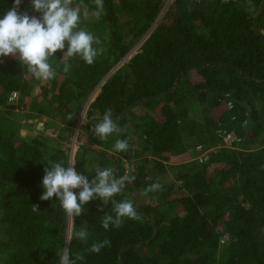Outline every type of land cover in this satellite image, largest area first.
I'll use <instances>...</instances> for the list:
<instances>
[{
	"label": "trees",
	"instance_id": "16d2710c",
	"mask_svg": "<svg viewBox=\"0 0 264 264\" xmlns=\"http://www.w3.org/2000/svg\"><path fill=\"white\" fill-rule=\"evenodd\" d=\"M166 1L103 0L97 16L93 0H83L90 14L80 27L100 38L104 53L93 65L70 59L65 73L58 51L50 58L54 79L38 81L18 58H2L0 264H59L69 219L72 236L81 227L89 233L68 244L73 257L84 256L78 264H264V0H172L162 13ZM13 4L0 0V17ZM25 11L40 16L30 0H22ZM148 32L128 63L107 76ZM87 103V121L96 124L110 109L121 132L101 141L87 124L101 149L90 159L80 146L74 165L89 179L93 160L135 177L113 199H131L139 218H124L120 228L101 226L111 202L90 201L69 218L57 198L40 200L45 167L69 163L70 129ZM18 106L47 117L59 135L52 142L22 137L21 120L11 117ZM117 139L129 149L115 151ZM197 146L210 151L206 163L190 161ZM155 182L162 189L145 195ZM105 239L110 247L88 251Z\"/></svg>",
	"mask_w": 264,
	"mask_h": 264
},
{
	"label": "clouds",
	"instance_id": "9594fccd",
	"mask_svg": "<svg viewBox=\"0 0 264 264\" xmlns=\"http://www.w3.org/2000/svg\"><path fill=\"white\" fill-rule=\"evenodd\" d=\"M93 2L96 6L94 14L98 16L104 10L103 0ZM21 4L22 0H14L13 6L0 17V62L4 57L18 58L36 80L48 81L56 76L50 58L56 57L58 51L62 53L60 61L63 62L65 73L71 69L68 63L70 59L79 56L88 65H93L96 58L104 53L100 38L80 27L82 19L90 14L83 0H30L31 8L40 14L39 17L30 16L27 11L21 13ZM12 95L15 96L16 93ZM93 132L101 141L121 132L110 109L98 119ZM129 147L127 139H117L114 143L117 152L127 151ZM44 172V191L40 200L51 201L54 197L57 198L69 218L80 217L85 206L96 199L102 200L105 206L109 202L113 205L111 212L102 216L101 226L105 230L110 227L120 228L124 218H139L131 199H113L134 182L135 177L127 172L117 176L112 167H98L94 177L89 179L88 175L78 172L70 162L67 166L63 162H50V167H45ZM161 189L162 185L155 182L145 189L144 194ZM33 210H39L38 206L34 205ZM88 235V231L81 227L70 239L84 241ZM110 246L111 241L105 239L93 243L88 251L98 254L103 248ZM83 259L84 256L80 253L73 257L68 244L59 253V264H78Z\"/></svg>",
	"mask_w": 264,
	"mask_h": 264
},
{
	"label": "rangeland",
	"instance_id": "374dc122",
	"mask_svg": "<svg viewBox=\"0 0 264 264\" xmlns=\"http://www.w3.org/2000/svg\"><path fill=\"white\" fill-rule=\"evenodd\" d=\"M171 4H172V0H167L165 5H164V8L162 10V13L167 11ZM39 94H40V89H36L34 92V96L37 97ZM93 97L94 96H92L90 98L89 103L92 102ZM196 109H197V107H196ZM85 110H86V108H85ZM85 110L84 109L81 110L82 113L81 112L79 113L75 126L72 129H70V131H71L70 137L71 138L69 137L70 142H69L68 146L70 148V156H71L70 163H72V164H74V162H75L76 156L78 155V148L80 146H82V148H84L86 150V153L90 159L96 157L97 154L94 152L95 150L101 149L98 146V142L93 140L91 138V136L88 135L87 131L84 128L87 124L88 125L91 124V129H93L95 127V124L93 122L86 120L87 117H86V113H84ZM192 111H193L192 112V115H193V113L195 112V108L193 105H192ZM139 113H141V112H139ZM28 114H30V115H28ZM4 115H5V111L0 110V119H2ZM31 115L32 114L29 113L28 110L24 109L21 106H18L16 108V110L13 111V115L11 117L13 119H17L18 121L21 120V121H19V123L21 126L20 133H21L22 137L25 138L26 136L34 137L36 135H42V136H44V138H46V139L48 138L52 142L59 135L60 127L50 125L47 117H45V116L44 117H42V116L38 117V116H31ZM193 116H195V113ZM53 123H56V122L54 121ZM56 125H58V124L56 123ZM63 135H65V132ZM75 138H79L78 141L80 143L77 142V140H76L75 144H73ZM75 145L77 146L76 149H74ZM102 150H104V149H102ZM106 150L111 155L113 154V150H110L109 148H106ZM195 158H196V155L195 156L191 155L190 161L191 162H197L195 160ZM131 161L133 163L137 162L136 159H134V161L133 160H131ZM97 164L98 163L96 162V160H93V167L92 168L97 169L98 168ZM129 165H128V167H129ZM168 166H171V165H168ZM167 182H169V183L174 182L173 173L170 172L168 174ZM179 184L180 183L177 182V185H179ZM138 192L141 194V190H138ZM156 198L157 197L155 196L154 199H156ZM72 231L73 230L70 227L68 236H66L65 244H69V242L71 240L70 236H72ZM221 242L225 243V240H222ZM65 244H64V246H65Z\"/></svg>",
	"mask_w": 264,
	"mask_h": 264
},
{
	"label": "built area",
	"instance_id": "2783aa9c",
	"mask_svg": "<svg viewBox=\"0 0 264 264\" xmlns=\"http://www.w3.org/2000/svg\"><path fill=\"white\" fill-rule=\"evenodd\" d=\"M150 32L145 33L144 35H142L140 38H138V40L134 43V45L129 49V51L122 56L118 62L115 64V66L111 69V71L107 74V76H109L115 69H118L122 66H124L126 63H128V61L139 51V49L142 47L144 41L148 38ZM106 76V77H107ZM12 98H16L15 96H12ZM89 103H87L86 105V110L84 108V113H86L87 108H88ZM229 107H231V104H229ZM76 140V138H75ZM226 143H231L233 142V139L231 137V135H227L224 138ZM195 152L197 153L198 156H196L195 160L199 161L200 163H206L209 160V150L205 149L202 146H197L195 149Z\"/></svg>",
	"mask_w": 264,
	"mask_h": 264
},
{
	"label": "water",
	"instance_id": "95a60500",
	"mask_svg": "<svg viewBox=\"0 0 264 264\" xmlns=\"http://www.w3.org/2000/svg\"><path fill=\"white\" fill-rule=\"evenodd\" d=\"M263 7H264V2L260 5V8H259V14L262 12V9H263ZM257 32H259V27H257ZM106 78V77H105ZM104 78V79H105ZM104 79H103V81H104ZM102 81V82H103ZM177 85V84H176ZM176 87V86H175ZM175 90V88L173 89V90H171L170 92H172V91H174ZM70 159H71V156H70V158H69V162H70ZM69 229H70V219H69V227H68V231H67V236H68V233H69ZM120 263L122 264V261L120 260Z\"/></svg>",
	"mask_w": 264,
	"mask_h": 264
},
{
	"label": "bare ground",
	"instance_id": "6f19581e",
	"mask_svg": "<svg viewBox=\"0 0 264 264\" xmlns=\"http://www.w3.org/2000/svg\"><path fill=\"white\" fill-rule=\"evenodd\" d=\"M75 142H76V140H74V143L73 144H75ZM76 147V145L74 146V148Z\"/></svg>",
	"mask_w": 264,
	"mask_h": 264
},
{
	"label": "crops",
	"instance_id": "0c3cea01",
	"mask_svg": "<svg viewBox=\"0 0 264 264\" xmlns=\"http://www.w3.org/2000/svg\"><path fill=\"white\" fill-rule=\"evenodd\" d=\"M74 149H76V147Z\"/></svg>",
	"mask_w": 264,
	"mask_h": 264
}]
</instances>
